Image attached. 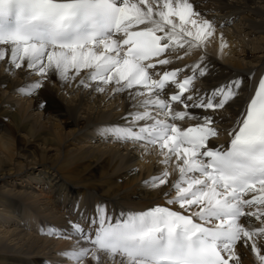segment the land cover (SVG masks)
<instances>
[{"label": "snow or ice", "instance_id": "6c2138e0", "mask_svg": "<svg viewBox=\"0 0 264 264\" xmlns=\"http://www.w3.org/2000/svg\"><path fill=\"white\" fill-rule=\"evenodd\" d=\"M201 17L190 0H0V45L8 46L0 48V61L7 57L9 71L25 67L40 77L18 93L38 96L50 75L65 84L87 70L80 87L103 93L112 85L114 95L129 101L123 123L101 126L98 134L158 147L165 165L175 158L179 173L174 183L165 170L145 185H170L166 203L180 210L158 205L116 214L100 202L91 212L78 211L67 231L42 228V234L77 240L62 258L75 264H102V256L111 264H238L241 245L264 264V243L258 245L264 242V77L237 114L229 147L212 148L216 125L230 119L217 114L239 98L243 79L201 91L194 81L212 74L203 58L187 69L166 68L172 53L200 47L215 32ZM186 120L196 123H175Z\"/></svg>", "mask_w": 264, "mask_h": 264}, {"label": "bare ground", "instance_id": "6f19581e", "mask_svg": "<svg viewBox=\"0 0 264 264\" xmlns=\"http://www.w3.org/2000/svg\"><path fill=\"white\" fill-rule=\"evenodd\" d=\"M190 2L202 19L214 24L215 32L200 47L185 46L187 51L172 53L173 63L166 68L187 69L203 58L212 74L194 82L201 91L232 78L243 79L239 98L217 114L230 119L216 125L220 135L209 142L213 148L226 147L237 114L264 77V0ZM86 71L65 84L50 75L39 95L30 96L16 89L39 80V75H29L25 67L9 71L7 57L0 61V264H75L60 253L71 250L77 240L41 230L51 231L50 226H55L67 231L68 221L79 219L78 211L91 212L100 202L116 214L121 210L143 212L155 205L180 210L166 203L164 193L170 185H145L165 170L170 172L169 181L176 182L175 158L165 165L158 147L116 142L98 134L101 126L123 123L129 101L124 94L114 95L112 85L103 93L80 87ZM59 91L69 97L66 104L55 98ZM41 101L46 103L41 106ZM175 123L186 128L196 121ZM236 253L238 264H259L250 247L237 245ZM83 264L93 261L87 259ZM102 264L111 261L102 256Z\"/></svg>", "mask_w": 264, "mask_h": 264}, {"label": "rangeland", "instance_id": "374dc122", "mask_svg": "<svg viewBox=\"0 0 264 264\" xmlns=\"http://www.w3.org/2000/svg\"><path fill=\"white\" fill-rule=\"evenodd\" d=\"M231 23H233V20H231ZM55 98H57L58 99V101H60V102H63V103H67L69 100H68V98L69 97H67V95H65L62 91L60 92H55Z\"/></svg>", "mask_w": 264, "mask_h": 264}]
</instances>
